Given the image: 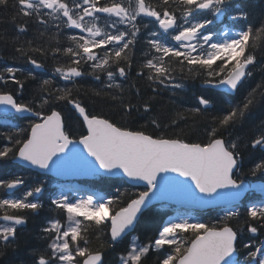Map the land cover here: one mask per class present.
<instances>
[{"label":"snow or ice","instance_id":"6c2138e0","mask_svg":"<svg viewBox=\"0 0 264 264\" xmlns=\"http://www.w3.org/2000/svg\"><path fill=\"white\" fill-rule=\"evenodd\" d=\"M10 4L14 58L39 69L44 64L37 55L64 57L53 73L67 83L54 86L44 79L25 99L34 72L21 79V68H0V165L18 161L57 176L119 181H109L104 194L62 187L49 194L46 205L43 180L29 182L22 173L0 167V256L21 248L18 233L33 218L40 220L34 235L42 246L27 248V259L17 264H105L106 251L121 244L114 264H146L150 254L155 264H264V183L244 180L264 177V120L251 136L242 131L255 109L264 110V75L247 86L253 69L264 74V48L255 43L264 34V19L249 23L240 0H0V8L8 10ZM28 21L38 25L33 37L26 35ZM133 70L154 94L183 89L188 79L219 90L215 96L198 95L197 106L188 110L207 113L203 138L169 134L175 118L163 123L153 114L132 126L88 111L77 78L90 76L101 82L93 95L118 102L125 116L152 113L154 97L137 104L131 90L139 97V87L125 88ZM235 93L241 95L237 103L213 114V105ZM61 104L70 105L82 122L78 139L67 129L71 117ZM18 118L26 119V126L13 123ZM246 151L252 152V162L245 171ZM248 193L259 198L245 201ZM161 201L192 210L214 206L222 214L203 220L190 211L177 212L145 241L131 235L143 211ZM45 209L56 215L41 217ZM245 231L251 238L242 251L238 240Z\"/></svg>","mask_w":264,"mask_h":264},{"label":"trees","instance_id":"16d2710c","mask_svg":"<svg viewBox=\"0 0 264 264\" xmlns=\"http://www.w3.org/2000/svg\"><path fill=\"white\" fill-rule=\"evenodd\" d=\"M240 3L243 4L245 9L249 14V23L259 24L262 19H264V0H240ZM12 15L11 4L8 10L0 8V34H4L5 39L0 40V68L5 66H14L19 67L23 70V75H20V78L23 79L24 75L27 74L29 70L34 72L36 76L35 80H29L26 83L25 90L23 93V98L27 99L30 97L31 92L36 87L39 82H42L44 79H52L54 86H64L67 82L60 80V78L53 73V69L55 66H58L59 63L65 62L64 57H59L58 59H53L51 56L49 57H41L39 55L36 56V59L41 61L44 64V67L35 69L32 65L27 64L24 60L14 58L16 54L13 52L11 38L15 35V26L11 22L10 17ZM224 23H228L225 19ZM38 25L34 24L32 21H28V33L27 37H33ZM55 32V30H52ZM47 39V36L41 40L36 41L37 45L42 44ZM63 39V38H62ZM54 43V42H53ZM256 47L258 49L264 48V34H260L255 38ZM140 45L137 47V55L140 54ZM261 62H264L262 60ZM254 76L251 80L247 82L248 87H254L256 83L261 80L262 74L256 69H253ZM177 75H180L177 72ZM125 88L127 89L130 84H135L139 87L141 95L137 97L135 93V88H133L131 99L133 102L139 104L142 99H147L148 97H154L152 100L153 112L146 115H138L137 113H133V117L129 118L125 116V114L121 111L120 105L118 102L112 101L108 97H96L93 95V89H99L101 87V82L95 81L92 77L87 76L84 78H77V87L80 88L79 98L82 102L87 106L88 111L90 113L99 114L105 116L118 124L127 125L131 124L132 126H136L137 124H143L147 119H149L150 115L157 114L161 118L163 123H170V120L175 118L177 119V124L175 126L169 127L167 131L169 134H175L177 132H182L184 137L188 140H199L203 138L204 125L206 123L205 117L201 115H193L188 110L196 107L198 102L196 97L198 95H212L219 91L204 87L202 82L199 79H188L184 81L185 87L179 90H163L158 94H154L147 87L146 82L142 79H138L135 76V70L129 76L127 81H124ZM69 86H71L69 84ZM8 87L12 89V85L9 84ZM127 95V91L125 93ZM241 99V95L239 93H235L230 95V97L226 100L218 102L216 105L212 106L213 114L216 111L223 107L227 108L228 106L237 103ZM60 110L64 112L66 116H70L71 118L66 121L67 129L70 130L74 138L78 139L80 134L81 121L77 117L74 110L70 108V105L61 104ZM142 111V110H141ZM177 113H181L184 118L179 119ZM261 120H264V110L261 108H257L254 110L252 117L245 122L243 132L246 136H251L254 131V125H257ZM27 120L22 118L18 119V126H26ZM146 131H153L151 128L146 129ZM256 154V157L259 158L261 155L260 150H253ZM252 162V152L246 151L244 155L243 168L246 171ZM5 171L15 170L24 175V177L32 182L35 179H40L45 182L46 191L42 196V199L45 201L47 205V199L50 193L56 192L55 187H53L52 178L37 175V173L29 171L27 169L21 168L20 166L14 164L13 162H6L0 165ZM245 182H264V177H261L259 174L256 177L253 176H245ZM109 181H119L116 178H107V177H94L90 180H84L82 183L86 186L94 188L101 194L105 193L106 184ZM122 188H129L128 184L119 185ZM258 196L254 194H248L244 199L245 201L249 199H257ZM191 211V210H190ZM193 217L197 219L203 220H212L217 218L220 214V209H212L207 210L200 213L196 211H191ZM174 211L169 208H162L161 206H152L146 211L143 212V215L140 218L139 225L134 233L131 235H137L140 237V240L145 241L146 237L152 233V231L157 227L158 224L163 223L168 220L170 216H172ZM56 215V213H50L45 209L44 212L41 213V217ZM63 220L66 217H60ZM40 224L39 219L29 218L27 225L20 229L18 233V242L21 244V248L16 252H13L11 249L8 250L6 255L0 256V264H17L18 261L27 259V248L42 246L40 242L35 238V232L38 230ZM233 226L238 227V222L233 221ZM131 235L126 238L125 244L128 240L131 239ZM251 238V234H248L246 231L241 235L238 240V244L241 246L245 242ZM97 241L93 237V246H96ZM124 245H117L115 250L109 249L105 254V264H114L115 257L121 250ZM243 251V249H242ZM156 256L155 254H150L146 264H155Z\"/></svg>","mask_w":264,"mask_h":264},{"label":"water","instance_id":"95a60500","mask_svg":"<svg viewBox=\"0 0 264 264\" xmlns=\"http://www.w3.org/2000/svg\"><path fill=\"white\" fill-rule=\"evenodd\" d=\"M205 86V85H204ZM205 87H207V86H205ZM215 90H217V89H215ZM219 91V90H218ZM232 95V94H231ZM71 107V106H70ZM77 115V114H76ZM77 117H78V115H77ZM14 163H16V164H18V165H20L21 167H23V168H25V169H29V168H27V166H24V165H21L20 164V162H14ZM29 170H32V171H34V172H36V173H39V174H41V175H46V176H50V177H52V178H54V179H67V180H82V179H91L92 177L91 176H85V175H77V176H71V175H69V176H57V175H55V174H53V173H43V172H40L39 170H37V169H29ZM171 175H174V174H171ZM110 178H118V177H110ZM180 179H183V178H180ZM261 183H263V182H252V184H257V185H259V184H261ZM255 194H258L259 195V193H255ZM247 195V194H246ZM164 203H166V204H173V205H179V204H177L175 201H161V202H156V203H154L153 205H151V206H154V205H159V204H164ZM150 206V207H151ZM179 206H181V205H179ZM149 207V208H150ZM213 208H218V207H214V206H210V207H205V208H198L197 210H201V211H203V210H207V209H213ZM148 209V208H147ZM147 209H145L144 211H146ZM143 211V212H144Z\"/></svg>","mask_w":264,"mask_h":264},{"label":"rangeland","instance_id":"374dc122","mask_svg":"<svg viewBox=\"0 0 264 264\" xmlns=\"http://www.w3.org/2000/svg\"><path fill=\"white\" fill-rule=\"evenodd\" d=\"M56 187L58 189H61L62 187L67 189V188H78L81 189L83 191H87V192H91L90 190H86L85 187L83 185H80L79 183H77L76 181H66V182H62L61 186L56 185ZM60 191V190H59ZM58 191V192H59ZM81 193H77V195H80Z\"/></svg>","mask_w":264,"mask_h":264}]
</instances>
